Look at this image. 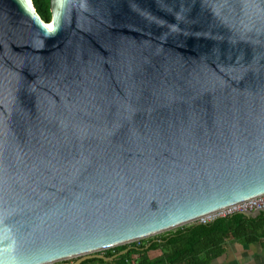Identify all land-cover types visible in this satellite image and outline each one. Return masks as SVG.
Wrapping results in <instances>:
<instances>
[{"label": "water", "instance_id": "1", "mask_svg": "<svg viewBox=\"0 0 264 264\" xmlns=\"http://www.w3.org/2000/svg\"><path fill=\"white\" fill-rule=\"evenodd\" d=\"M51 13L0 0V264L113 260L264 201V0Z\"/></svg>", "mask_w": 264, "mask_h": 264}, {"label": "trees", "instance_id": "2", "mask_svg": "<svg viewBox=\"0 0 264 264\" xmlns=\"http://www.w3.org/2000/svg\"><path fill=\"white\" fill-rule=\"evenodd\" d=\"M33 2L42 20L49 23L51 0ZM228 239L250 244L264 240V212L256 217L235 213L207 224H193L158 238L105 252L106 258H113L129 250L126 255L113 260L92 258L82 264H210L223 253ZM146 246H150L148 250H145ZM159 250L162 256L154 260L148 257L150 252Z\"/></svg>", "mask_w": 264, "mask_h": 264}, {"label": "crops", "instance_id": "3", "mask_svg": "<svg viewBox=\"0 0 264 264\" xmlns=\"http://www.w3.org/2000/svg\"><path fill=\"white\" fill-rule=\"evenodd\" d=\"M223 253L210 264H264V240L250 244L244 240L228 239ZM162 256V251L148 254L151 260Z\"/></svg>", "mask_w": 264, "mask_h": 264}, {"label": "built area", "instance_id": "4", "mask_svg": "<svg viewBox=\"0 0 264 264\" xmlns=\"http://www.w3.org/2000/svg\"><path fill=\"white\" fill-rule=\"evenodd\" d=\"M258 211H264V201L260 202V203H257V204H253V205L247 206V207H244V208H241V209H237V210H234V211L222 214V215H218V216L206 219V220H202V221H199L197 223H199V224H207V223L213 222L216 219L224 218L226 216H229V215H232V214H235V213L244 214V213H255V212H258Z\"/></svg>", "mask_w": 264, "mask_h": 264}, {"label": "rangeland", "instance_id": "5", "mask_svg": "<svg viewBox=\"0 0 264 264\" xmlns=\"http://www.w3.org/2000/svg\"><path fill=\"white\" fill-rule=\"evenodd\" d=\"M195 224H199V223H195ZM193 225V224H192ZM165 235V234H164ZM162 236V235H161ZM158 237H160V236H158ZM158 237H155V238H158ZM152 239H154V238H152ZM148 240H150V239H148ZM145 241H147V240H145ZM139 243V242H138ZM138 243H135V244H138ZM132 245V244H131ZM131 245H128V246H131ZM75 261H77V260H75ZM75 261H72V262H69V263H74Z\"/></svg>", "mask_w": 264, "mask_h": 264}]
</instances>
